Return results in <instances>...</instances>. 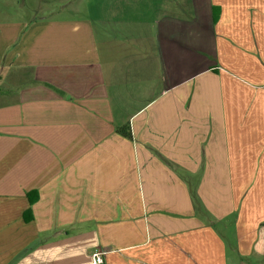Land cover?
Wrapping results in <instances>:
<instances>
[{
  "label": "crops",
  "instance_id": "crops-1",
  "mask_svg": "<svg viewBox=\"0 0 264 264\" xmlns=\"http://www.w3.org/2000/svg\"><path fill=\"white\" fill-rule=\"evenodd\" d=\"M85 8L0 11V264H264V0Z\"/></svg>",
  "mask_w": 264,
  "mask_h": 264
},
{
  "label": "rangeland",
  "instance_id": "rangeland-1",
  "mask_svg": "<svg viewBox=\"0 0 264 264\" xmlns=\"http://www.w3.org/2000/svg\"><path fill=\"white\" fill-rule=\"evenodd\" d=\"M0 11L8 12L13 19H34L84 15L86 8L85 0H0Z\"/></svg>",
  "mask_w": 264,
  "mask_h": 264
},
{
  "label": "built area",
  "instance_id": "built-area-1",
  "mask_svg": "<svg viewBox=\"0 0 264 264\" xmlns=\"http://www.w3.org/2000/svg\"><path fill=\"white\" fill-rule=\"evenodd\" d=\"M87 253L91 257V263L90 264H104L105 263V257L104 253L96 250H88Z\"/></svg>",
  "mask_w": 264,
  "mask_h": 264
},
{
  "label": "trees",
  "instance_id": "trees-1",
  "mask_svg": "<svg viewBox=\"0 0 264 264\" xmlns=\"http://www.w3.org/2000/svg\"><path fill=\"white\" fill-rule=\"evenodd\" d=\"M122 130H123V129H120L119 131H120L121 133H124V132H122ZM124 134L129 135V133H124Z\"/></svg>",
  "mask_w": 264,
  "mask_h": 264
}]
</instances>
